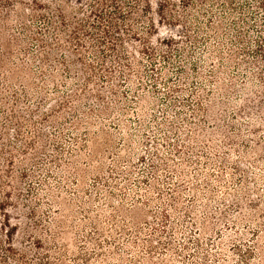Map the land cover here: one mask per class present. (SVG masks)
Returning <instances> with one entry per match:
<instances>
[{
	"label": "rangeland",
	"instance_id": "1",
	"mask_svg": "<svg viewBox=\"0 0 264 264\" xmlns=\"http://www.w3.org/2000/svg\"><path fill=\"white\" fill-rule=\"evenodd\" d=\"M88 1L0 0V264H264V0Z\"/></svg>",
	"mask_w": 264,
	"mask_h": 264
},
{
	"label": "trees",
	"instance_id": "2",
	"mask_svg": "<svg viewBox=\"0 0 264 264\" xmlns=\"http://www.w3.org/2000/svg\"><path fill=\"white\" fill-rule=\"evenodd\" d=\"M83 1V0H79ZM142 1L145 0H89L87 3V7L89 9V14L86 15V17H82L80 25H89L92 23V19L95 18L97 21V25L100 29H102L105 33V37H103L102 40L109 43V48L116 49L117 48V38L114 34L113 29L121 28L122 22H126L128 19H130L132 13L134 10L141 4ZM59 15V14H58ZM94 22V21H93ZM77 29H79V26H76ZM77 34V35H76ZM74 38L77 41V43L81 46H85L82 41L80 40V36L78 33H76ZM14 73H8L5 77L9 80H11ZM26 91V86L23 85V90ZM18 97L15 99L17 101ZM11 113L12 117L10 120H13L12 118H15L16 121L19 122L20 116L18 115L17 109H14L13 106H11ZM38 132L37 126H34V131ZM13 160L10 159L9 162H12Z\"/></svg>",
	"mask_w": 264,
	"mask_h": 264
}]
</instances>
